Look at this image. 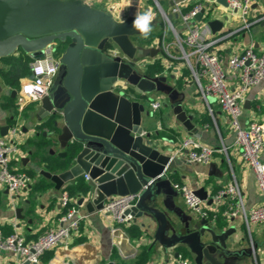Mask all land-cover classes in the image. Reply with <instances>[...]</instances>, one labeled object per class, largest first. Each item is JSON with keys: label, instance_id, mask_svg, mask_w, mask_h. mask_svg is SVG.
Returning <instances> with one entry per match:
<instances>
[{"label": "crops", "instance_id": "1", "mask_svg": "<svg viewBox=\"0 0 264 264\" xmlns=\"http://www.w3.org/2000/svg\"><path fill=\"white\" fill-rule=\"evenodd\" d=\"M86 1L94 7L111 10L117 20L136 17L151 10L153 14L151 28L162 25L164 33L169 28L175 37L162 12L164 10L166 13H171L172 0ZM196 1L189 2L191 4ZM204 2L202 25L211 18L223 21L221 29L216 32L211 30L209 36L215 39L213 49L222 54L225 60L232 53L250 44L256 51L260 52L264 49V0L252 2L247 22L241 18L239 11L229 5L226 6L217 0H204ZM172 19L177 20L176 24L173 23L177 32L184 33L186 24L175 14ZM164 33L161 38L144 43L147 46L160 48L155 56L139 57L135 63L133 62L139 72L145 73L146 65L155 58H160L166 69V74H160L167 76L168 83L177 91L175 96H172L171 92L155 91L151 93L153 98L150 101L138 96L149 111L147 114L143 113L144 129L151 132L154 138L159 139L164 150L170 151L178 158L177 164L168 172L172 189L166 192V189L162 188L158 195L159 202L155 210L160 213L146 218L138 217L136 222L133 217L131 222L119 224L105 210L87 211L85 205L78 202L80 194L70 195L80 206L81 211L88 213L87 216L69 239L47 250L35 264H106L108 261H113L114 264H175L179 256L189 258L193 264L195 253L191 249L168 242L175 231L185 233L187 225L194 223L195 218L198 217L173 187L174 182H185L195 190L203 188L206 197L210 196L206 201L209 205L212 202H208L211 196L235 177L242 188L247 209L264 201V194L258 186L255 170L243 159L240 148L234 144L229 115L214 98L209 99L212 112L209 110L208 102L201 96L190 67L179 54L170 51ZM133 41L135 44L140 43ZM20 49V47L16 48L10 54H19ZM116 52L119 51L116 49ZM225 67L229 84L234 87L238 73L231 69L226 61ZM25 76L20 77L18 88ZM0 83L2 86L0 134L3 135L2 127L9 125L4 136L18 146L17 151L11 156V165L16 170H23L30 175L29 186L15 195H11L7 187L0 182V229L6 234L17 231L28 240L36 239L48 228L60 223L59 217L63 212L60 204L61 193L63 191L69 193L67 184L74 182L78 177L56 189L53 181L41 172L42 169L49 170L47 162L41 159L42 156L62 157L59 152L65 148L55 141L57 135L55 129L39 127L49 118H37L36 114L40 108L39 99L20 107L17 103L18 88L11 87L1 73ZM14 89L15 94H13ZM247 99L250 107H245L242 122L247 124L251 120H256L264 123V80L249 88ZM155 100L161 102L156 109L152 106ZM174 100L181 101L182 109L192 123V129L186 127L176 117L172 105ZM161 116L166 125L173 128L176 133L168 131L158 133L162 130ZM13 127L17 128L15 133L11 132ZM186 137H192L202 145L214 146L221 150H217L207 163L191 161L186 149L182 152L178 151L181 140ZM47 140L51 141L48 145L45 142ZM261 156L264 159V149ZM79 177L88 181L86 174ZM151 195L150 193L146 197L148 203ZM18 207L22 208L20 216L16 213ZM218 214H220L219 220L217 218L216 222L212 223L217 224L218 230L235 226V231L229 235L234 241H228V247L240 252L241 256H238L237 260L242 264H264V224L248 225L242 213L235 217L224 215L221 211ZM143 222L145 225L142 224ZM130 227L132 231L129 230ZM187 245L189 246V243ZM176 252H179L178 255ZM0 264H19V259L11 252L0 250Z\"/></svg>", "mask_w": 264, "mask_h": 264}, {"label": "water", "instance_id": "2", "mask_svg": "<svg viewBox=\"0 0 264 264\" xmlns=\"http://www.w3.org/2000/svg\"><path fill=\"white\" fill-rule=\"evenodd\" d=\"M217 1L229 5L227 0ZM204 12L198 13L199 20ZM167 17L171 20L173 14L167 13ZM135 18L117 20L111 10L94 7L86 0H0V57L20 47L31 58H42L51 43L55 50L59 42L64 45L60 71L48 93L39 99L36 116L52 119L55 141L65 148L59 154L69 153L70 163L55 172H41L56 189L86 174L89 188L78 202L89 212L102 210L112 195L140 191L137 204L125 210L136 222L138 217L160 213L155 210L158 195L162 188L166 192L172 189L168 172L178 158L144 129L143 113L149 111L139 98L150 101L155 91L171 92L172 96L177 91L164 74L150 76L133 64L139 57L160 51L157 46L134 43L132 37L142 34L133 27ZM206 24L216 32L223 21L211 18ZM142 40L147 36L143 34ZM172 105L176 117L192 129L181 101L174 100ZM245 107H250L248 99ZM8 128L2 127L3 135ZM195 191L206 198L203 188ZM21 211L16 208L17 216ZM198 217L187 225L185 233L175 231L168 242L191 249L193 264H242L237 260L240 252L228 247V241H234L229 235L235 226L218 230L217 224ZM24 264L35 263L27 260Z\"/></svg>", "mask_w": 264, "mask_h": 264}, {"label": "built area", "instance_id": "3", "mask_svg": "<svg viewBox=\"0 0 264 264\" xmlns=\"http://www.w3.org/2000/svg\"><path fill=\"white\" fill-rule=\"evenodd\" d=\"M189 1L172 0L171 6V13L186 24L184 33L177 32L164 10L163 15L173 29L174 43L181 52L180 56L190 67L201 96L208 102L209 110L212 112L209 99L214 98L229 115L234 144L240 148L243 159L255 170L258 186L264 194V159L261 156L264 149V123L251 120L244 124L241 119L245 110L247 91L264 80V49L256 51L250 44L232 53L225 60L224 56L212 47L215 39L209 36L210 27L207 24L202 25L201 19L197 18L198 13L205 9L204 0H197L192 5ZM227 1L229 6L239 11L241 18L247 22L254 0ZM225 61L238 73L234 87L229 84ZM60 62L61 56L56 53L55 43L44 48L42 58H32L31 73L22 78L17 90V103L20 107L48 93ZM160 104L158 100L152 102L155 109ZM16 131V127L11 129L12 133ZM17 149L15 142L0 134V182L7 187L11 195H15L30 184V175L23 170H16L11 165V156ZM185 149L189 160L203 163L209 162L213 154L221 150L214 146L202 145L192 137L181 140L178 151L182 152ZM173 187L181 194L193 213L208 219L211 223L216 222L221 211L222 214L232 217L242 213L248 225L264 224V201L247 209L242 188L235 177L211 196L212 202L209 205L206 201L210 196L201 198L195 188L187 183L174 182ZM139 196L140 191L112 195L104 202L102 210L109 212L112 219L119 224L129 223L133 220V214H126L125 210L136 205ZM60 204L63 207L59 217L60 223L48 228L36 239L28 240L17 231L6 234L0 229V250L16 255L19 264H24L27 260L30 263H37L47 250L69 239L72 233L79 229L88 213L81 211L80 206L73 201L67 191L61 193ZM175 264H191V261L185 256H179Z\"/></svg>", "mask_w": 264, "mask_h": 264}, {"label": "trees", "instance_id": "4", "mask_svg": "<svg viewBox=\"0 0 264 264\" xmlns=\"http://www.w3.org/2000/svg\"><path fill=\"white\" fill-rule=\"evenodd\" d=\"M195 2L191 3L190 5L194 4ZM172 22L174 24L177 23L176 19H172ZM163 27L162 25H157L153 28H151L150 33L147 35V40H142V36H139V42L144 43H150L153 42L156 38H161L163 36ZM165 41L169 43L170 51L174 54H181L178 46L174 43V37L169 28L165 30L164 33ZM64 50V45L62 42H59L57 45L56 53L58 55L61 54V51ZM31 56L26 53L24 50L20 49L19 54H8L5 56H2L0 58V73L3 76V78L8 81L11 84V87L18 88L19 85V79L23 75H27L30 72V62H31ZM12 67V68H11ZM145 73L154 76L156 74L165 73L166 69L163 67V63L160 58H155V60L149 64L146 65ZM161 122H162V130L158 133L162 132H173L176 133L173 128L166 125L164 122L163 117L161 116ZM55 129L53 125L52 119L49 117L46 119L45 122L39 125V127H44ZM46 145L50 144L51 141L47 140L45 141ZM45 144H43V147ZM42 160L46 161L49 167V170L51 171H58L60 169L66 168L70 163V154L68 153L66 156L62 157H52V156H42ZM89 188V185L87 181H85L82 177H78L74 182L67 184V189L69 191V194L74 196L77 194L85 193ZM220 218V214L218 215V220ZM129 230L132 231V227L129 228Z\"/></svg>", "mask_w": 264, "mask_h": 264}, {"label": "clouds", "instance_id": "5", "mask_svg": "<svg viewBox=\"0 0 264 264\" xmlns=\"http://www.w3.org/2000/svg\"><path fill=\"white\" fill-rule=\"evenodd\" d=\"M152 20H153V14L151 10H149L142 15L136 16L133 22V27L138 29L145 36H147L151 31L150 24Z\"/></svg>", "mask_w": 264, "mask_h": 264}, {"label": "rangeland", "instance_id": "6", "mask_svg": "<svg viewBox=\"0 0 264 264\" xmlns=\"http://www.w3.org/2000/svg\"><path fill=\"white\" fill-rule=\"evenodd\" d=\"M95 5H98V4H95ZM132 38H133V40H135V41H139V36H138V35H134Z\"/></svg>", "mask_w": 264, "mask_h": 264}, {"label": "flooded vegetation", "instance_id": "7", "mask_svg": "<svg viewBox=\"0 0 264 264\" xmlns=\"http://www.w3.org/2000/svg\"><path fill=\"white\" fill-rule=\"evenodd\" d=\"M60 66H61V62L59 63V66H58V69H57V72H56L55 76L59 73V71H60ZM54 78H55V77H54Z\"/></svg>", "mask_w": 264, "mask_h": 264}]
</instances>
